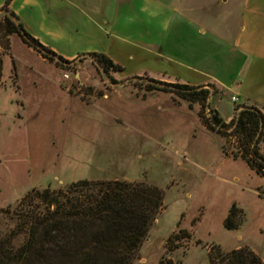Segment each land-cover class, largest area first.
Masks as SVG:
<instances>
[{"label":"rangeland","instance_id":"obj_1","mask_svg":"<svg viewBox=\"0 0 264 264\" xmlns=\"http://www.w3.org/2000/svg\"><path fill=\"white\" fill-rule=\"evenodd\" d=\"M181 2L194 14L183 20L186 50L172 54L204 70L217 64L225 80H240L241 55L219 33L239 16L242 1ZM147 76L105 73L89 57L62 68L18 35L0 37V238L15 229V209L33 189L82 179L146 182L164 199L133 264H219L211 262L214 246L224 253L248 246L264 260V173L234 157L236 137L206 126L203 102L190 106L174 92L148 90ZM208 87L210 108L226 121L245 102L228 88ZM233 204L240 226L228 229ZM33 205L44 203L36 198ZM183 230L191 237L171 239ZM25 238L17 234L13 246Z\"/></svg>","mask_w":264,"mask_h":264},{"label":"trees","instance_id":"obj_2","mask_svg":"<svg viewBox=\"0 0 264 264\" xmlns=\"http://www.w3.org/2000/svg\"><path fill=\"white\" fill-rule=\"evenodd\" d=\"M9 2L0 9V37L18 35L29 47L44 58L55 61L62 68H72L81 57H89L105 72H123L125 68L107 54L83 53L79 58L66 59L35 38L20 17L9 8ZM7 45V44H6ZM145 78L134 75L133 80ZM152 83L148 90L174 92L190 102H203L209 113L206 126L228 137H236L240 148L234 157L245 158L258 172L264 173V113L256 105L239 104L229 121L219 111L210 108L214 96L207 85L162 81L147 76ZM39 198L44 206H34ZM164 199L157 185L130 181H90L82 179L67 187L43 191L33 189L19 202L15 212L19 221L11 233L0 238V264H133L155 215ZM239 209L233 204L225 226L237 229ZM24 233L25 241L13 246L17 234ZM183 230L172 238H189ZM179 245H175L178 247ZM210 258L219 264H264V260L250 247L244 246L224 253L214 246Z\"/></svg>","mask_w":264,"mask_h":264},{"label":"crops","instance_id":"obj_3","mask_svg":"<svg viewBox=\"0 0 264 264\" xmlns=\"http://www.w3.org/2000/svg\"><path fill=\"white\" fill-rule=\"evenodd\" d=\"M7 1L0 0V9ZM239 1L243 3L239 16L224 21L219 33L242 59L236 75L240 80L230 82L218 74L217 64L204 70L178 58L179 53L172 54L186 50L181 43L183 20L194 14L181 0H10L9 8L35 38L66 59L104 53L121 64L125 68L121 73L127 76L213 83L264 113V0Z\"/></svg>","mask_w":264,"mask_h":264},{"label":"built area","instance_id":"obj_4","mask_svg":"<svg viewBox=\"0 0 264 264\" xmlns=\"http://www.w3.org/2000/svg\"><path fill=\"white\" fill-rule=\"evenodd\" d=\"M232 100L236 103V102H239V97L238 96H233L232 97Z\"/></svg>","mask_w":264,"mask_h":264}]
</instances>
